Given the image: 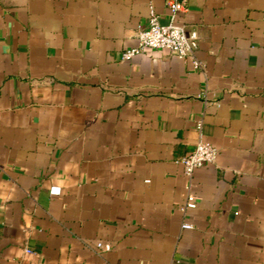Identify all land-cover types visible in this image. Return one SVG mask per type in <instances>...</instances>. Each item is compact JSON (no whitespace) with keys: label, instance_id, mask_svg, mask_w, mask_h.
Returning a JSON list of instances; mask_svg holds the SVG:
<instances>
[{"label":"crops","instance_id":"crops-1","mask_svg":"<svg viewBox=\"0 0 264 264\" xmlns=\"http://www.w3.org/2000/svg\"><path fill=\"white\" fill-rule=\"evenodd\" d=\"M149 6L0 0V264H264V0H187L197 68L120 58Z\"/></svg>","mask_w":264,"mask_h":264},{"label":"built area","instance_id":"built-area-1","mask_svg":"<svg viewBox=\"0 0 264 264\" xmlns=\"http://www.w3.org/2000/svg\"><path fill=\"white\" fill-rule=\"evenodd\" d=\"M164 5L168 9V19L161 22L153 8L149 6L147 25L139 28L135 32V44L123 49L120 52L121 59H129L141 53L144 49H166L178 57L189 56L192 58V66L197 68L200 62L193 56V51L197 45V33L195 30L187 31L183 25L174 21L178 12L187 9V0H164ZM200 124H197L199 128ZM216 156V148L207 140L198 136V139L186 154L181 155L176 161L181 165L183 174L189 177L192 172L207 163H212ZM196 204V196L187 191L181 209L193 208ZM182 228H189L191 224L183 221ZM96 245L107 249L108 243L100 241ZM28 250V249H26Z\"/></svg>","mask_w":264,"mask_h":264}]
</instances>
